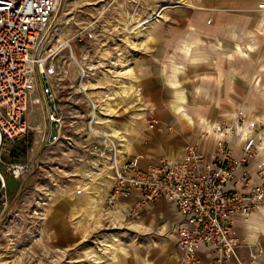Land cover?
Returning <instances> with one entry per match:
<instances>
[{"label": "rangeland", "instance_id": "374dc122", "mask_svg": "<svg viewBox=\"0 0 264 264\" xmlns=\"http://www.w3.org/2000/svg\"><path fill=\"white\" fill-rule=\"evenodd\" d=\"M262 6L264 0H62L56 15L51 43L68 40L72 44L73 54L86 73L82 84L88 83L85 90L87 95L92 97L89 91L93 86L100 85L95 75L98 67H96L97 59L111 57L110 53L125 54L128 51L146 49V46H152L151 43L159 39L158 36L176 30H192L195 28L192 21L202 16L207 27L215 28L212 44L217 47L223 46L229 51H236L239 48L241 53H229L230 56L226 57L229 61L239 57L245 64V85L238 87L239 92L243 93V100L215 103L236 111L231 123L223 119L219 123V129H227L229 124L237 127L238 132L239 128L249 127L250 123H255L258 126L256 131L258 140L264 131V7ZM212 14L226 17L222 19L227 21L211 23L214 16ZM81 37L83 42L77 44L76 40ZM160 39L164 40L162 45H168L166 41L173 40ZM194 41L196 42L197 39ZM169 44L177 46L172 42ZM183 46L186 47V53L189 47L182 45V51ZM118 56L119 54H116V57ZM56 65L59 67L57 75L49 77L48 82L56 93V105L64 122L59 139L54 143L46 141V136L43 139V134L46 133L49 125L47 121L49 104L46 105L42 95L43 86L37 84L30 95L27 109V119L33 130L20 141L8 142L6 147L7 150L12 148L13 152H9L14 155L9 158L8 154H5L6 159H15L19 162L31 159L32 171L27 181L22 184L11 178L7 179L14 199L12 203L14 211L0 226V264H124L126 253L130 255L135 247H131L126 242L128 235H125L123 226L114 230L105 225L101 230L87 237L79 246L67 251H62L60 245L52 243L53 238L55 239L53 242L61 239V227L66 226L68 229L74 227L72 223L79 216L69 212H66V215L58 213L55 224L58 229L55 231L45 222L51 212L50 209L57 202H59L57 206L61 205L62 197L69 194L75 201L82 198V195L75 194V189H81L80 186H74L65 179L67 173L78 177L85 163H89L85 167L86 170H91L93 168L91 162L96 158L92 148L94 142L106 143L102 137L94 138L88 130L92 110L87 99L80 92L79 68L70 60L66 51L56 58ZM109 84L108 79L105 78L101 86L108 87ZM107 96L103 95V98L106 99ZM93 100L99 107L96 109V114L91 115L94 130L102 133L107 139H113L117 144L120 137L117 133L114 136L115 131L111 132L110 129L114 128L113 120L119 117L124 104L120 103L116 111L110 113L108 103H102L94 98ZM174 104L175 102L171 103L173 109L182 110L183 103ZM197 104L202 102H186V106L193 110L197 108ZM206 104L212 105V103ZM135 108L133 103L129 109ZM238 114L245 116L243 123L240 122V127L234 122ZM204 133L205 140L208 135L206 131ZM22 150L26 154L22 155ZM259 153L258 148L257 159L264 162L263 158H259ZM68 184H71V188L67 186ZM90 200L91 198L88 197L87 217L97 222L101 215L96 216L91 211L89 214ZM108 221L116 228L123 218L117 225L112 224L109 218Z\"/></svg>", "mask_w": 264, "mask_h": 264}, {"label": "built area", "instance_id": "2783aa9c", "mask_svg": "<svg viewBox=\"0 0 264 264\" xmlns=\"http://www.w3.org/2000/svg\"><path fill=\"white\" fill-rule=\"evenodd\" d=\"M61 2L0 0V226L14 211L7 179L22 184L32 171L31 159L6 161L5 155L13 156L6 149L8 142L20 141L33 130L27 119L31 93L37 84L43 86L42 95L49 104L47 121L49 125L55 122L58 128V137L50 142L48 125L43 139L46 136V141L54 143L64 126L56 105V93L48 82L49 77L57 75L56 58L68 52L70 60L79 68L80 81L86 78L84 68L73 54L72 44L68 40L51 43ZM82 42V37L76 40L77 44ZM79 88L91 107V118L96 114V105L80 83ZM243 118L244 115L238 114L235 125L240 127ZM92 126L91 118L89 132L94 138L105 139ZM153 127L151 123L149 128ZM218 130L221 136L211 155L202 153L197 144H188L179 161L147 167L136 161L122 160L118 145L106 139V143L96 141L92 146L95 157L107 160L111 172L112 185L106 198L108 208L121 205L133 195L137 196L131 211L133 215L159 200L174 205L180 217L175 230L180 264H202L203 260L208 264H251L264 253L259 241L243 244L235 225L238 220L245 221L256 213H264V162L257 159L258 126L249 124L238 159L234 158L232 147L238 138L235 126ZM238 182L240 189L228 188L229 184ZM81 193L82 190H75L76 195ZM242 249L246 251V260L240 255Z\"/></svg>", "mask_w": 264, "mask_h": 264}, {"label": "crops", "instance_id": "0c3cea01", "mask_svg": "<svg viewBox=\"0 0 264 264\" xmlns=\"http://www.w3.org/2000/svg\"><path fill=\"white\" fill-rule=\"evenodd\" d=\"M212 15L214 16L211 23L227 21L222 19L226 17ZM192 22L195 27L192 30H176L158 36L159 39L151 43L152 46H146V49L128 51L125 54L110 53L111 57L97 59L95 75L100 85L91 88L89 92L92 97L87 96L93 103H95L93 98L108 103L110 113L115 112L120 103L124 104L119 117L113 120L114 128L110 129L120 137L117 144L113 139L104 137L118 145L122 160L136 161L142 167L159 165L164 161L175 163L181 159L183 149L188 144H197L202 153L211 155L217 139L221 136L218 130L219 123L226 119L230 124L235 117L234 109L230 110L215 103L243 100V93L239 92L238 87L245 85V64L239 57L231 61L226 57L230 56L229 53L241 52L239 48L236 51H229L223 46L217 47L212 44L215 28L207 27L204 17L200 16ZM160 38L173 39L174 42L165 40L168 45H162L164 40ZM170 42L177 46L170 45ZM182 45L189 46L187 53L184 46L182 51ZM116 54L119 56L116 57ZM105 78L110 83L108 87L101 86ZM103 95L108 96L104 99ZM178 101L183 103V113L171 107V103ZM190 101L202 104H197V108L193 110L186 106V102ZM133 103L136 108L129 109ZM95 104L96 108H99L98 103ZM151 123H154L153 128H149ZM203 131L208 135L205 140ZM61 133L62 129L60 135ZM241 143L238 131V138L232 143L235 159L239 157ZM8 151L13 152L12 148ZM10 161L19 162L15 159ZM91 163L93 164L91 170H86L85 167L89 163H85L78 177L69 172L65 177L74 186H80L82 198L75 201L69 194L62 197L61 205L57 206L59 203L57 202L50 209L51 212L45 222L55 231L58 229L55 226L58 213L66 215V212H69L79 216L74 223H72L74 220L71 222L74 227L69 229L66 226L61 227V239L53 242L55 240L53 238L52 243L60 245L62 251H67L79 246L105 225L114 230L123 226L125 235H128L126 242L135 247L130 255L126 253L124 264H180L175 249V230L180 223V217L174 205L159 200L151 206L138 209L136 215H133L131 211L137 200V196L133 195L121 205L113 209L108 208L106 198L112 185V177L107 160L94 158ZM67 186L71 188V184ZM232 186L237 189L241 187L239 182L235 185L229 184L228 188ZM88 197L94 198L99 207V211L95 213L96 216L101 215L100 218L97 217L99 218L97 222L87 217ZM116 212L120 214L119 221L110 218ZM108 218L116 225L122 218L123 221L114 228ZM248 219L236 221L239 240L243 244L259 241L264 248V213L254 214ZM61 223L63 224V221ZM52 234L55 235V232L52 231ZM240 255L246 260L244 249L240 251ZM202 264L208 263L203 260ZM251 264H264V253L261 259Z\"/></svg>", "mask_w": 264, "mask_h": 264}, {"label": "bare ground", "instance_id": "6f19581e", "mask_svg": "<svg viewBox=\"0 0 264 264\" xmlns=\"http://www.w3.org/2000/svg\"><path fill=\"white\" fill-rule=\"evenodd\" d=\"M189 47V46H188ZM191 48V47H190ZM187 53V52H186ZM85 75H86V73H85ZM85 80V78L84 79H82L81 81H80V84H81V87L85 90V88H86V86L88 85V83L87 82H84L83 84H82V81H84ZM86 91V90H85ZM182 104L180 101H178V102H175V104ZM174 104V105H175ZM180 113H183V111L182 110H180ZM92 115H95V113L94 114H92ZM183 115V114H182ZM184 117H186V115H184ZM92 118V117H91ZM187 118V117H186ZM188 119V118H187ZM92 124L94 125V123H93V121H92ZM211 127V126H210ZM92 129H93V126H92ZM212 130V129H211ZM215 130V129H214ZM238 131H239V133H240V141H242V140H244L247 136H248V133H249V127L248 126H246V127H244V128H239L238 129ZM113 135L114 136H116V132L115 133H113ZM103 136V135H102ZM107 140V139H106ZM259 140V151H260V153H259V158H263L264 159V149H263V146H264V131L261 133V136H260V138L258 139ZM89 205H90V211H91V213L92 214H94V215H96L95 213L97 212V211H99V207H98V205H97V202L95 201V199L94 198H91V200H90V202H89ZM256 214H258V213H256ZM100 214H98V216H99ZM110 218L111 219H113V220H116V221H119L120 220V214L119 213H114L113 215H111L110 216ZM249 225H251V224H249ZM252 227H254L256 230H258V228L257 227H255V226H253V225H251ZM254 230V229H253Z\"/></svg>", "mask_w": 264, "mask_h": 264}, {"label": "water", "instance_id": "95a60500", "mask_svg": "<svg viewBox=\"0 0 264 264\" xmlns=\"http://www.w3.org/2000/svg\"><path fill=\"white\" fill-rule=\"evenodd\" d=\"M50 129H51V133H50V142H52L54 140V138L58 137V128L55 122H51L49 125Z\"/></svg>", "mask_w": 264, "mask_h": 264}, {"label": "trees", "instance_id": "16d2710c", "mask_svg": "<svg viewBox=\"0 0 264 264\" xmlns=\"http://www.w3.org/2000/svg\"><path fill=\"white\" fill-rule=\"evenodd\" d=\"M21 154H22V155H24V154H25V152L22 150V151H21Z\"/></svg>", "mask_w": 264, "mask_h": 264}, {"label": "snow or ice", "instance_id": "6c2138e0", "mask_svg": "<svg viewBox=\"0 0 264 264\" xmlns=\"http://www.w3.org/2000/svg\"><path fill=\"white\" fill-rule=\"evenodd\" d=\"M262 7H264V6H262Z\"/></svg>", "mask_w": 264, "mask_h": 264}]
</instances>
